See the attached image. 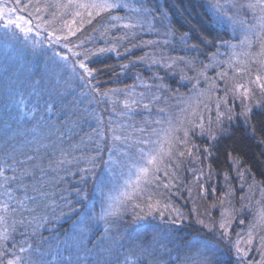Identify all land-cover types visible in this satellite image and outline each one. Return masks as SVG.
Segmentation results:
<instances>
[{"label": "snow or ice", "instance_id": "snow-or-ice-1", "mask_svg": "<svg viewBox=\"0 0 264 264\" xmlns=\"http://www.w3.org/2000/svg\"><path fill=\"white\" fill-rule=\"evenodd\" d=\"M181 4L182 0H171V3L170 0L163 3H154L153 0H135L134 3L133 0H0L2 38L6 42H18L27 55L45 59L44 75L38 83L5 82L4 98L0 102L3 108L0 115V197H4L0 199V264H130V256L135 257L131 264H229L225 256L233 257L231 264H253L245 259L253 247L261 256L260 264H264V181L258 182L254 175H249V169L242 167L243 161L239 155L230 152L228 158L236 178L243 181L241 192H244V184H247V194L241 195L240 206L236 207L233 203L235 189L229 173L225 172L226 191L219 197V219L211 218L209 213L208 219L198 217L196 220V224L201 226L197 231L206 229L214 235L215 241L199 235L190 239L178 235V229L172 226L183 224L190 216H185L163 195L183 184L178 173L185 161L200 165L186 168L185 171L193 175L191 183L199 186L200 194L206 193V185L217 176L210 162L212 145L228 133L234 121L239 122L253 137L259 132V142L264 144V0H247L245 5H239L251 12V16L246 15L243 19L233 11L238 7L233 0H225L223 4L220 0H207L208 7L215 14L209 16V24H222L220 17H225L234 31L238 25L242 34L238 43L221 41L228 51L221 54L217 49L213 54L226 57L215 65L218 68L224 65L216 73L217 79L224 81L223 95L216 94L219 86L205 75V70L211 64L199 68L196 56L186 59L164 54L167 45L177 39L196 52L202 44L211 43L203 34L198 42L189 44L190 31L180 33L174 27L171 23L173 9L181 11ZM121 11L123 15L114 14ZM105 16L112 21L111 29L116 32L123 30V35L116 37L119 46L99 47L92 51L84 48L83 42L80 45L73 43L71 38L82 31L85 21L92 24L97 17L104 19ZM77 20L79 27L76 26ZM116 21L122 23L117 24ZM144 32H151L163 39L145 41L141 38ZM33 34L42 38H34ZM45 45L51 55H48ZM76 47L81 50L75 51ZM120 47H123V53ZM141 47L151 49V54L145 52L135 59L129 58L128 64L120 65L122 71L147 61L149 68L159 65L172 69L179 63L196 73V76L189 77L181 69L182 80L195 79L196 83L190 89L195 93L194 97L177 100L178 113L168 104L170 97L166 93L169 88L163 77L155 74V79L150 77L148 83L144 82L141 74L135 75V80H139L147 91L137 93L135 84L125 85L123 89L103 90L97 79L102 70L95 67V57L108 53H115L117 57H131L133 50ZM169 60L173 63H169ZM229 69L237 77L244 78L245 82L240 83L235 77H230ZM7 71L6 68L5 76ZM201 76L208 82L207 89L197 86ZM230 80L235 82L230 84ZM73 82L83 95L91 96L110 115L107 119L103 114L97 116L96 126H90V133H85L76 144H71L64 133L56 137L49 130L46 137L49 147L41 155L39 148L33 145L40 144L37 131L41 129V121L48 120L44 112L55 107L56 98L63 99L60 89L66 91ZM18 87L19 96L16 95ZM25 88L31 89L27 98ZM110 95L117 97V100H111ZM212 105L215 106V118L209 116L205 123L204 113L212 112ZM257 115L260 120H257ZM225 120L228 121L227 125ZM33 121L35 127L24 129V132L32 134V140H21L23 124ZM197 136L206 138L208 146L202 148L198 145L195 140ZM65 143L70 147L65 148ZM25 148L27 151L23 150ZM28 151L34 155H28ZM105 152L108 153L106 159L103 155ZM45 158L47 168L43 163ZM206 161L207 171L204 168ZM70 168L76 171L69 173ZM98 168L107 170L109 176H123L127 172L124 190L116 197H108L107 206L97 214L94 205L91 208L83 205L88 199V192L77 188V204L83 206L74 208L71 202H67L64 207L69 209L68 213L61 211L56 215L52 206L55 201L51 205L47 203L54 195L48 188L56 185L44 178L52 176L59 183L64 179L59 172L64 171L65 175H79L85 186L88 178L92 177L97 181L96 187L102 190L104 180L96 177L95 170ZM37 173L40 174L39 179H36ZM249 180L251 183H248ZM184 187L191 194V187ZM256 190L261 193V206L253 210L246 229L236 232L233 239V224L237 220L239 225L245 224V219L240 217L245 209H250V194ZM29 191L33 194L29 195ZM215 193L213 186L212 195L215 196ZM133 200L139 201L133 205L134 209H140L133 216V226L124 234H119L117 229L116 236L105 240L111 225L120 224L124 210ZM245 200L248 204L243 203ZM212 207H216L215 202ZM48 209H51L55 220L65 215H79L63 245L57 242L54 248L49 245L47 250L42 251L39 242L33 247L31 237L37 236L38 229L51 223L48 215L40 214ZM156 215L161 223L153 222ZM99 221L104 222L105 231L97 237L100 241L97 243L89 236L95 234ZM164 225L169 227L165 228ZM52 228H55L54 223ZM18 236L20 239H17ZM149 236L151 239H148ZM43 239L41 237L40 241ZM89 243L92 244L91 248L87 246ZM183 250H188L189 254L182 258ZM174 251L175 257L172 255ZM164 254H167L166 260ZM49 256L51 259H47Z\"/></svg>", "mask_w": 264, "mask_h": 264}, {"label": "trees", "instance_id": "trees-1", "mask_svg": "<svg viewBox=\"0 0 264 264\" xmlns=\"http://www.w3.org/2000/svg\"><path fill=\"white\" fill-rule=\"evenodd\" d=\"M135 0H133V3ZM154 3H163L164 0H153ZM171 3V0H170ZM115 15H123L124 12L121 11L119 13H114ZM209 16H213L212 12L207 8L204 0H182L181 11L177 12L175 8L173 9V13L171 16V23L174 25L176 29L180 33L185 31H190L191 39L189 44L196 43L199 41L201 35L206 34L207 39L211 41L208 44H202L198 52L193 51L191 48L186 47L184 43L177 39L176 41L167 45V49L165 51V55L170 57H180L183 56L186 59H190L193 56L198 58V67L202 68L203 65L207 64L211 57H213L214 53L217 52V49L220 51L222 49L223 44L221 41H231L229 30H227L223 24H209L208 18ZM71 20V17H68ZM110 17L105 16L104 19L97 17L92 24H88L86 21L84 22V28L81 32H78L76 37H72V41L76 45H80L83 42V47L92 51H95L99 47H112L119 46V41L116 40V37H120L123 35V30L120 32H116L115 29H111ZM115 23H122L121 21H116ZM76 26H80L79 20H77ZM2 33V30H0ZM103 33V35H102ZM141 38L145 41L152 39H163L162 37H157L151 32L141 33ZM126 43V42H124ZM45 50L48 51V55H51V51L47 49L45 45ZM75 51H80V47H76ZM120 52L123 53V47L119 48ZM158 51V50H157ZM145 52L151 54L152 50L148 48H137L134 49L131 53V57L129 56H120L117 57L115 53H108L105 55H101L95 57L96 64L95 67L102 70L101 75L97 78L102 84L103 90H110L112 88L123 89L125 85H133L135 84V75L141 74L143 78H146L148 82H150V77L155 79V75L163 77L164 83L169 88V91L166 93V96L170 97L168 100V104L172 106V110L176 113L179 112V107L177 106V100L183 98L187 100L189 96L195 95L194 92H190L192 89L193 83H191L187 79H181V69L189 77L196 76V73L190 69L186 68L183 64H180L179 70L175 69V71L170 69H165L162 66L154 65L151 68L147 66V61L145 63H138L134 67L121 70L120 65L128 64L129 58L135 59L137 57L142 56ZM178 64V63H177ZM44 67H45V59L43 57H32L27 55L22 45L18 42H6L2 35H0V102L3 101L4 98V84L5 82H19L20 84H32L33 82H39L42 75H44ZM7 68V76H5V69ZM209 80H215L217 85L219 86L216 94L223 95L224 89V81L217 79V77L211 72L208 73ZM198 88L207 89L208 82H199ZM30 88L24 89V95L27 98L28 92H30ZM135 91L137 93L141 91H147L144 87L136 86ZM61 96L63 99L56 98L54 100L55 107L50 111L44 112V115L48 117V120L41 121V129H38L37 135L40 136V144L33 145V147H38L39 152L42 155L49 147V140L46 138L49 134V130L55 133L56 137H60L61 133H64L68 140L71 141V144H76L80 141L81 137H84L85 133H90V126H96V117L100 114H103L105 119L108 118L110 113L106 111L103 105L97 104L95 100L92 99L91 96L83 95L81 93V89L77 86L75 82L71 83L68 89L65 91L63 88L60 89ZM20 89L17 88L16 95L19 96ZM47 98V97H45ZM111 100L116 101L117 97L111 96L109 97ZM120 100H123V97H120ZM193 105L195 106V100H193ZM27 102V101H26ZM34 103V101H33ZM183 106V105H181ZM202 106V105H201ZM200 106V107H201ZM122 107V103L120 104ZM75 115H72V114ZM3 114V108L0 106V115ZM37 119H39V114L37 113ZM213 115V114H211ZM30 119V118H26ZM139 119V117H137ZM261 118L257 115V120ZM228 124V121L225 120V125ZM2 127V125H0ZM35 127V121L30 124H23L21 128L22 135L20 137L21 140L25 138L27 140H32V134L24 132L26 128ZM86 139V137H85ZM195 140L198 145L202 148L208 146V141L206 138H201L199 136L195 137ZM260 134L259 132L255 137L251 136L250 133H247L244 127L239 122H233V126L228 129V133L217 143L212 145V158L211 164L217 176L210 181L208 185H206V193L204 195L200 194V189L197 184H192L193 175L185 171L186 168L189 167H200L199 164L193 165L188 163L187 161L181 164L179 170V177L183 181V184L179 186V188H173L171 193L164 192V199L170 200L173 205L180 208V210L185 214V216H190V219H186L183 224L172 226L178 229V235L185 239H190L193 236H201L207 238L209 240L215 241L214 235L207 232L206 229L197 231L201 228L200 225L196 224L197 218L208 219V214L211 213V218L219 219L221 207L219 204V197L221 193L226 191L225 188V180L224 173L228 172L229 177L232 183L233 188L235 189L233 193V203L236 207L240 206V197L243 194H247V184H244V192L240 191V185L243 181H240L236 178V173L234 168L232 167V162L228 158V154L231 152L233 155H239L243 161L242 167L249 169V175L255 176L258 182L264 181V144L260 143ZM65 148H69L70 145L65 143ZM27 151V149H23ZM28 155H34L33 152L28 151ZM104 158L106 159L108 153H103ZM22 158V157H21ZM44 167H48L47 158L44 159ZM207 161L204 162L205 171H207ZM69 173L75 172V168H70ZM96 171V177L104 180L103 189L100 190L96 187V179L89 177L87 186H85L80 181L79 175L68 174L65 175L64 171L59 172L60 177H64L59 183H56L55 180L52 179V176H46L45 181L52 180V183L55 184V187L51 185L48 188L50 193H54L47 201V203L55 201V214L59 215L61 211L68 213L69 209L64 207L67 202H71L72 207H79L86 205L91 208L93 205L95 206V212L101 210L102 201H104L105 191L111 189L117 179H119V175L109 176L108 171L98 168ZM55 175V174H53ZM39 173L36 174V179H39ZM175 183V181H174ZM251 183V180L248 181ZM184 185H188L191 187V194H189L188 190L184 187ZM215 186L216 193L215 196L212 195V187ZM82 188L86 192H88V199L83 202V205H78L77 201L79 197L76 195L75 189ZM163 191V190H161ZM29 195L33 193L29 191ZM252 196V204L250 209H245L244 214L240 217L245 219L244 225H239L238 220L233 224V236L235 239V233L241 231L242 228L246 229L248 220L252 218L253 210H258L261 204V193L259 190H256L250 194ZM63 197V199H61ZM216 203V207L213 208L212 204ZM135 203H139L138 200H133L128 203V205L132 206ZM243 203L248 204V201L245 200ZM56 205H59L58 207ZM227 206V205H226ZM134 208V207H133ZM137 212H140L139 208H135ZM145 211L147 209L145 208ZM41 215H48L51 223H47V226L52 228V224H58L61 222L59 227L64 228V230H70V225H73V222L76 221V215H65L60 220H55L53 218L52 212L49 209L40 212ZM143 214V213H141ZM151 218V217H149ZM156 221L154 223H161L160 217L158 215L155 216ZM128 218H126V221ZM99 225V224H98ZM97 225V231L94 235H92L91 240L97 241V237L100 236V229L104 225ZM110 237L116 236L118 234H124L128 229L127 227H121L122 224L119 225H111ZM165 228L169 227V225H164ZM53 229V228H52ZM42 236L47 235L45 232H41ZM46 236L44 237V239ZM148 239H151L149 236ZM89 248L92 247V244L89 243ZM171 247V245H168ZM188 250H183L181 252V257L188 255ZM173 257L176 256V252L172 253ZM249 261H252L255 264H260L261 256L259 252L253 247L248 256L246 257ZM224 259L231 261L233 257L225 256Z\"/></svg>", "mask_w": 264, "mask_h": 264}, {"label": "rangeland", "instance_id": "rangeland-1", "mask_svg": "<svg viewBox=\"0 0 264 264\" xmlns=\"http://www.w3.org/2000/svg\"><path fill=\"white\" fill-rule=\"evenodd\" d=\"M204 1H205V4H206L207 8L212 12V14L214 16L215 14L213 13V10L208 7L207 0H204ZM224 2H225V0H220V3L223 4ZM233 2L236 3L237 6H238L233 11L238 13V16H239L240 19H243L246 15L247 16H251V12L246 7L245 8H240L239 7V5H245L247 3V0H233ZM220 19L223 20V23L221 25L223 26V24H224L225 28L227 30H229L230 37H231V42L232 43H238V41H239V39L241 38V35H242L241 31L239 29V26L237 25L236 29L234 31L233 26L227 20V18L220 17ZM33 36H34V38H37V37H35V34H33ZM41 38L42 37H39L37 39H41ZM226 51H228V50L223 45L222 49L219 51V53L223 54ZM224 59H226V57L224 55L211 57V59L209 60V62L207 64H211L212 66L208 67L205 70V75L209 78L208 73L211 72L212 74H214L216 76V73L218 71L222 70L224 65L221 64L219 68L216 67L215 65L218 63V61L224 60ZM169 63H173V61L169 60ZM180 66L181 65L179 63L175 64L174 67L172 69H170V70H173V71H175V69L179 70ZM254 75H255V72H253V76ZM229 76L230 77H235V80H238V82H240V83H244L245 82L244 78L237 77L232 69H229ZM143 79H144L145 83H148V80L146 78H143ZM190 82L191 83H196V80L193 79ZM199 82H205V79H204L203 76L199 77ZM233 82H235V81L234 80H230L229 81L230 84L233 83ZM135 85L138 86V87H143V85L141 84V82L139 80H136ZM212 107H213V111L212 112H205L204 113L205 123H207V118L209 116H211L213 119L215 118V106L212 105ZM237 110H239V106L238 105H237ZM211 114H213V115H211ZM132 178L134 179L135 177L133 176ZM126 179H128V173L124 172L123 176H120L119 179H117L115 185L111 189L103 192V193H105L104 194L105 195V197H104L105 203H103V205L101 206V210H102L103 207L107 206V198L108 197H116V196L119 195V193L121 191L124 190V188H125V180ZM0 199H4V197H0ZM49 204L51 205L52 203L49 202ZM101 210L98 211L97 214H99L101 212ZM49 211L52 212L51 209H49ZM136 213H137V211L132 206L128 205L127 208L123 212V220L120 222L122 224L121 227L122 228L123 227L131 228L133 226V216ZM126 218H128L127 221H126ZM148 219H152V218H148ZM155 221H156V219H155ZM60 224H61V222L58 223L57 225L55 224V228H53V229L50 226H47V224H45L44 227L38 229V235L35 236V237H31V242L33 243V247H36L37 242H39V246H40L42 251L47 250L49 245H51L54 248L57 242H60L61 245H63V242L66 241L68 239V237L71 235L72 229L65 231L64 228L59 227ZM98 224L97 225L100 227V225H103L104 222L103 221H99ZM72 227H73V225H70V228H72ZM104 231H105V224L101 227V229L99 231L100 232V236H101V233H103ZM41 232H45L47 234V235H45L46 238L43 239V241H40V238L41 237L44 238L45 236L40 235ZM108 237H110V233H108V236L105 237V240H107ZM91 238H92V235L89 236V239H91ZM17 239H20V237L18 236ZM99 243H100V241H99ZM87 246L90 247L89 244ZM123 258H124L123 256L120 257L121 260H123ZM47 259H51V257L49 256V257H47ZM134 259H135V257H133V256L129 257L130 264H131V261L134 260ZM164 259L165 260L167 259V254H164ZM245 259L248 260L247 258H245ZM253 264H255V263H253Z\"/></svg>", "mask_w": 264, "mask_h": 264}]
</instances>
